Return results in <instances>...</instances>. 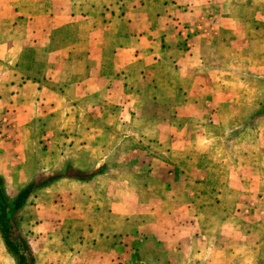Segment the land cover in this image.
<instances>
[{
  "label": "crops",
  "instance_id": "crops-1",
  "mask_svg": "<svg viewBox=\"0 0 264 264\" xmlns=\"http://www.w3.org/2000/svg\"><path fill=\"white\" fill-rule=\"evenodd\" d=\"M49 177L33 264H264V0H0V179Z\"/></svg>",
  "mask_w": 264,
  "mask_h": 264
},
{
  "label": "trees",
  "instance_id": "trees-1",
  "mask_svg": "<svg viewBox=\"0 0 264 264\" xmlns=\"http://www.w3.org/2000/svg\"><path fill=\"white\" fill-rule=\"evenodd\" d=\"M49 180L50 177L34 180L21 188L13 199H9L4 192L0 179V235L8 253L13 257L15 264H33L32 258L29 261L28 256L21 249L16 212L35 189Z\"/></svg>",
  "mask_w": 264,
  "mask_h": 264
}]
</instances>
